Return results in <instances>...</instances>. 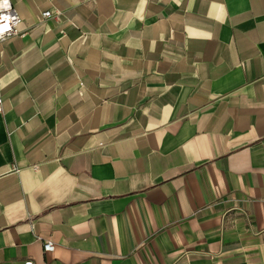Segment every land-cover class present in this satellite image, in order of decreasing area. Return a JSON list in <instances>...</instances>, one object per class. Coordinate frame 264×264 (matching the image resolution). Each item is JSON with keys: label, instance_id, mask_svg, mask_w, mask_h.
Listing matches in <instances>:
<instances>
[{"label": "crops", "instance_id": "1", "mask_svg": "<svg viewBox=\"0 0 264 264\" xmlns=\"http://www.w3.org/2000/svg\"><path fill=\"white\" fill-rule=\"evenodd\" d=\"M10 1L0 264H264V0Z\"/></svg>", "mask_w": 264, "mask_h": 264}, {"label": "built area", "instance_id": "2", "mask_svg": "<svg viewBox=\"0 0 264 264\" xmlns=\"http://www.w3.org/2000/svg\"><path fill=\"white\" fill-rule=\"evenodd\" d=\"M43 19H53L55 21H61L60 13H51L47 11L42 14ZM22 22L21 18L17 14L10 0H0V41L8 39L13 35L17 34V27ZM81 87L84 85L81 83ZM3 111L2 100L0 99V113ZM44 252L54 251V244L50 241L43 242ZM26 264H33L31 261H28Z\"/></svg>", "mask_w": 264, "mask_h": 264}, {"label": "snow or ice", "instance_id": "3", "mask_svg": "<svg viewBox=\"0 0 264 264\" xmlns=\"http://www.w3.org/2000/svg\"><path fill=\"white\" fill-rule=\"evenodd\" d=\"M5 5H6V0H5Z\"/></svg>", "mask_w": 264, "mask_h": 264}]
</instances>
